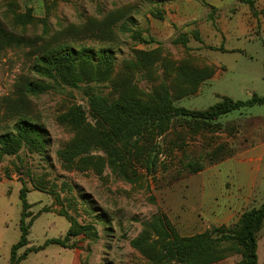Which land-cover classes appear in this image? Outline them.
I'll list each match as a JSON object with an SVG mask.
<instances>
[{"label": "rangeland", "instance_id": "rangeland-1", "mask_svg": "<svg viewBox=\"0 0 264 264\" xmlns=\"http://www.w3.org/2000/svg\"><path fill=\"white\" fill-rule=\"evenodd\" d=\"M190 1L177 14L172 0H0V135L24 116L45 142L38 152L22 146L0 156V264L10 263L20 236L22 186L31 226L29 244L16 255L45 246L18 264H158L130 245L152 217L189 237L231 227L264 202V105L210 122L177 116L126 157L93 145L103 126L91 115L89 94L147 102L166 90L175 107L194 111L222 97H264V0H216L217 8ZM60 45L89 48L94 58L110 51L111 81L72 88L37 76L36 59ZM36 81L51 88L25 94L22 85ZM73 106L85 113L79 132L57 120ZM82 143L89 148L80 155L61 154ZM78 227L88 232L65 248L46 244ZM224 255L213 264L241 258L229 247ZM257 257L264 264V223Z\"/></svg>", "mask_w": 264, "mask_h": 264}, {"label": "trees", "instance_id": "trees-1", "mask_svg": "<svg viewBox=\"0 0 264 264\" xmlns=\"http://www.w3.org/2000/svg\"><path fill=\"white\" fill-rule=\"evenodd\" d=\"M253 9V5L250 4ZM95 54L89 48L73 49L60 45L39 56L32 70L45 79L77 88L80 84L103 83L111 81L114 72V58L107 50ZM203 72L193 73L200 76ZM190 82V73L182 75ZM50 84L43 81L26 82L22 85L25 94L38 95L47 92ZM90 112L96 123L103 126L100 136L93 142L95 148L101 149L110 157H126L138 148L139 141L147 136H161L166 133L174 118L187 116L200 122L216 121L220 116L256 105H264V97L252 94L245 101H233L222 97L212 107L201 110H187L175 107L166 90L154 91L147 102L109 100L105 96L89 94ZM60 124L72 127L75 131L85 128V113L79 106L70 107L58 117ZM14 132L0 135V156L15 155L22 146L30 151H40L44 141L40 131L24 116H19L13 125ZM89 145H69L61 154L76 157L85 152ZM24 186L19 189L21 214L19 220L20 236L10 250V263L18 264L31 252L44 249L45 245L28 247L20 256L18 249L29 244L27 236L31 226L25 223L30 208ZM264 223V202L255 209L241 214L231 227L213 228L202 234L181 237L175 228L162 216H154L142 224L141 233L130 241V245L140 254L149 257L158 264L175 262L176 264H213L224 258L226 248L234 250L241 258L238 264H258L257 234ZM88 232L87 227H78L66 233L64 239H50L46 244H56L65 248V242Z\"/></svg>", "mask_w": 264, "mask_h": 264}, {"label": "crops", "instance_id": "crops-1", "mask_svg": "<svg viewBox=\"0 0 264 264\" xmlns=\"http://www.w3.org/2000/svg\"><path fill=\"white\" fill-rule=\"evenodd\" d=\"M201 1L203 2L204 0H201ZM205 1H204L205 3H207V4L211 5V6H214L216 8L218 7V5L215 4L216 0H205ZM190 3H191L190 0H172V7L177 9L176 10L177 14L180 13V10L187 13L186 9H187V6L190 5Z\"/></svg>", "mask_w": 264, "mask_h": 264}]
</instances>
